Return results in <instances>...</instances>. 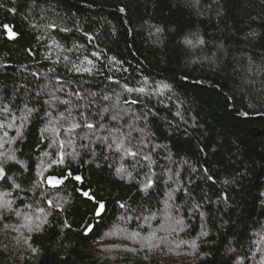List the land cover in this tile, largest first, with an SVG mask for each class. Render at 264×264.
<instances>
[{
    "label": "trees",
    "instance_id": "16d2710c",
    "mask_svg": "<svg viewBox=\"0 0 264 264\" xmlns=\"http://www.w3.org/2000/svg\"><path fill=\"white\" fill-rule=\"evenodd\" d=\"M0 4L4 5L0 7V108L9 104L13 115L18 116L25 104L48 109L45 101L51 99L52 93L70 101L66 105L52 101L54 107L50 110L60 140H73L70 145L65 143L64 151L77 152L79 156L73 159L69 155L65 166L53 167L49 173L59 175L71 170L85 182L80 185L67 181L59 188L48 190V199L62 205L64 211L53 209L48 217L52 227L35 237L34 246L42 249L38 256L24 252L25 258L20 260L19 252L11 249L7 257L0 254V264H259L264 242L258 248L254 241H260V234H264V196H261L264 193V0H201L195 9L190 0H36L35 5L33 0H0ZM40 17L71 31L30 28L31 23L43 22ZM5 25L20 36L9 39ZM156 27L164 31L158 34L159 38L150 37L149 33H155ZM85 33L92 37L91 41ZM193 33L207 43L195 49L182 44L186 36L194 39ZM92 52L99 53V57L92 56ZM73 65L91 71L77 72ZM185 76L187 80L183 79ZM145 77L149 81L147 85H143ZM161 82L171 86V91L162 97L148 99L145 94L124 91V86H144L151 95ZM76 92L80 93L79 97ZM104 96L109 99L104 100ZM137 97V104L124 103ZM161 100L163 103H159ZM145 105L153 111L159 110L161 117L149 125L154 133L152 143L161 146L151 153L156 161L151 171L157 176L165 169L179 172V179L194 197L200 199L206 193L213 201L205 202L210 235L198 241L200 248L196 255L185 245L177 249L175 243L148 253V260L144 259L143 251L137 254L125 251L127 247H139L125 237L143 221L126 224L118 218L125 213L134 217L155 213L157 219L150 221L151 226L146 223L138 230L143 236L158 229L163 221L168 186L159 180L147 194L139 191L136 180L142 181L149 169L139 166L132 169L131 158L122 161L99 138L113 130L110 142L119 135L114 131L116 128L128 131L132 123L142 127L143 121L133 118L147 110ZM105 107L108 112L103 111ZM178 107L187 124L172 115ZM66 108L71 111V117L58 122L59 113L68 115ZM117 112L127 114L113 121L111 115ZM164 117L172 121V127ZM72 120L81 123L88 120L97 127L78 128L70 136L65 129ZM46 123L47 118L40 111L39 117L24 128L23 141L11 145L18 149L17 158L30 166L31 170L24 173L26 188L36 178L37 164L42 159L51 160L57 151L48 148L55 138L51 131L46 134L49 140L37 147ZM60 123L64 128L59 127ZM193 123L198 126L191 127ZM99 124L105 127L100 128ZM132 135L139 139L138 133ZM9 136H15V131L9 130ZM137 139L132 143L136 144ZM82 144L89 147L82 149ZM44 151L52 155L45 157ZM168 156L172 159H167ZM122 163L129 167L135 180L117 177L115 168ZM202 166L218 181L235 178L236 182L227 186L206 184L200 179ZM192 167L197 171L192 172ZM23 171L19 165H13L9 175ZM76 187L91 189L97 199L106 202V213L88 238L82 232L77 234L79 227L96 221L91 216L90 202L79 196ZM171 187L176 185L173 183ZM221 191L229 196L226 203H216ZM175 195L180 199L174 203L183 206V192ZM27 196V201L18 200L15 205L21 211L26 210L25 203L42 200L39 189L28 192ZM118 201L127 207L120 208ZM42 206L48 209L46 203ZM185 213L186 209L181 214ZM64 220L72 224V229H64L62 237L59 224ZM7 222L15 224L16 216L12 214ZM190 223V236L174 234L170 241L195 237L200 222ZM14 235L0 233V241L11 245ZM105 238L109 241L102 245ZM61 241L70 247H62Z\"/></svg>",
    "mask_w": 264,
    "mask_h": 264
},
{
    "label": "snow or ice",
    "instance_id": "6c2138e0",
    "mask_svg": "<svg viewBox=\"0 0 264 264\" xmlns=\"http://www.w3.org/2000/svg\"><path fill=\"white\" fill-rule=\"evenodd\" d=\"M191 6L195 9L201 3V0H190ZM33 4H36V0H33ZM3 4H0V7H3ZM10 12H15V9H8ZM124 11V9H121ZM40 20L43 21L41 23H31L30 28L32 29H51L53 31H71V29L67 27L61 28L55 22H46L44 17H40ZM7 36L9 39L15 40L20 36V33L12 30L9 26H4ZM164 30L160 27H156L155 33L150 32L149 36L157 35L162 33ZM88 37L89 41L92 40V37L85 33ZM193 38L186 36L181 42L186 47L189 48H197L200 46H204L207 42L200 37L199 35L193 33L191 34ZM39 39V37H38ZM55 44V41L53 42ZM59 47V45H56ZM31 51V50H29ZM71 51V49H68ZM92 56L99 57V53L92 52ZM67 59V57H65ZM87 60V57H85ZM91 63V61H88ZM73 69L77 72H90L91 69L84 67L80 68L76 65H73ZM108 79H111L109 77ZM183 79L187 80V76L183 77ZM149 83L148 78L145 77L143 81V85H147ZM62 89H57L56 91H61ZM124 91L138 92L145 94L148 99H151V96H164L166 91H171V86L169 84L161 82L157 87L152 90L151 95H148L147 89L144 86L138 88H128L124 86ZM39 95V94H38ZM75 95L77 97L80 96L79 92H76ZM93 95H95L93 93ZM119 96V94H118ZM104 100H108V96L103 97ZM226 99H231L227 98ZM52 101H56L59 105H66L70 103V101L61 100L59 97L52 93L51 99L45 101L49 105L48 109L43 107L35 108L29 107L27 104L24 105L22 109H19L20 115H13V108L9 104H5L3 108H0V233L10 234L16 233V235L11 236V240L14 241L11 245L8 243H4L0 241V254H3L7 257L10 254L11 249H15L19 252L18 258L23 260L24 252L31 253L32 257L38 256L42 251L41 248L34 246V239L38 234L45 233L49 228L52 227V222L48 219L49 216L53 214V209H59L60 211H64V208L59 203H54L51 199H48V190L56 189L63 186L67 181H74L77 184L83 185L84 179L80 175L74 174L71 170L66 173H61L59 175H53L49 173V170L53 167H62L67 163V157L69 155L72 156L73 159H76L79 156V153H66L64 151L65 143L72 144L73 140L68 139L66 142L60 140V133L56 127V124L53 123L54 113L50 110L54 105ZM139 102V97L132 99L131 101L125 100L124 103L137 104ZM159 103H163V101H159ZM115 107V105H113ZM167 107V105H165ZM146 111L143 112L142 115H135L134 121H143V126H136L135 123L128 125V131H122L120 128L114 129L118 136H115L109 142V136H112L113 130L109 131L108 136L100 137L99 139L104 143L105 148L107 150H111L113 153L118 154L119 158L122 161L128 160L131 158L133 163L131 164V168L135 169L139 166L141 169L147 167L149 171L144 174V179L136 180L137 185L139 186V191L148 193L150 189H152L156 182L159 180H164V183L168 186V191L165 192L166 199L164 200L165 208L163 210V221L160 222V226L158 229L149 232L147 235H141V232L138 229H142L145 227L147 223L149 227L151 226L150 221L157 219L155 213H151L148 216L143 217H134L125 213L119 220H122L124 223H131L133 220L143 221L142 223H137V230L132 231L125 238L132 241L134 244H138L139 247H127L125 248L126 252H130L133 254H137L141 251L145 252L144 259L148 260V253H151L155 249H163L166 248L169 243H175V247L178 249L181 245L187 246L191 250V254L196 255L198 253V249L200 248V244L198 241L207 238L210 235V229L207 227L208 219L207 212L205 210V202L208 204H212L213 201L211 198L205 193L197 199L193 196L192 191L183 184L182 180L179 179L180 173L175 172L172 169H165V171L157 176L156 173L151 171V167L156 161L153 160L151 153H155L156 149L161 147L158 144L152 143V136L154 133L149 127L150 124L154 122L155 119H161L159 117V110L153 111V109L148 108L145 105ZM40 111L44 112V118H47V123L43 128L40 141L37 144L39 148L41 144H43L46 140H49L47 133L50 131L53 133L54 139H51L48 144V148H56L57 151L51 160H41L39 164L36 166L35 176L36 178L32 180V184L30 187L24 186V173L29 172L30 166L23 160L17 158L18 149L12 148L11 145L20 143L24 139V128L27 124L31 123V121L35 118L39 117ZM65 111L68 113L67 116L64 113L58 114V122L60 120L68 121V118L71 117L72 113L67 108ZM104 112H108L109 109L105 107L103 109ZM120 112L111 115V119L113 121H119L124 118V115ZM174 117H178L181 121L187 124V120L185 119L184 114L178 107L177 110L172 113ZM238 115H247V113H238ZM80 116H84L83 112H80ZM163 119L166 120L168 125L172 127V121L167 120L166 117ZM51 125V128L49 127ZM198 125L193 123L191 127L195 128ZM60 128H64V124H59ZM86 128L88 130H95L97 125L85 120L82 123L72 120L68 122V126L65 131L71 136V134L75 133V130L78 128ZM100 128H104V124H99ZM9 130L15 131V136H9ZM136 132L139 134V139L137 137H133L132 133ZM185 133H187V128H185ZM78 135V134H77ZM82 139H86L87 137H81ZM137 139V143L133 144L132 141ZM7 146V147H6ZM82 149L88 148V144L80 145ZM145 149H150V152L144 151ZM201 152L207 156V152H205L204 148L200 149ZM52 155V153L48 151L43 152V156L47 157ZM107 159V156H105ZM167 159L171 160V156H168ZM141 161H146V164H141ZM187 164V161H185ZM13 165H19L20 169H23V172L12 173L9 175V171ZM203 167V166H202ZM192 172H196L197 169L195 167L191 168ZM47 174V175H46ZM115 174L121 180H135L136 177L133 176L132 171L129 170V167L122 163L119 167L115 168ZM140 173L137 172V175ZM167 176V179L164 177ZM155 177V179H154ZM200 179L204 180L206 184L210 182V185L215 184H223L227 186L230 183H235V178L232 180L224 179L218 181L215 175L206 167H203V175ZM175 184L176 187H171V184ZM191 183V181H189ZM37 189L41 190V201H36L35 204L25 203L24 208L25 211H21L19 207H16V203L18 200L27 201L28 192L36 191ZM75 191L79 194V196L85 201L90 202L91 204V216L96 221V223L85 222L82 223L79 227L78 233L82 232L84 238H88L91 233L94 232L98 224L103 219L104 214L106 213V202L103 200H99L96 198L95 193L91 189H85L83 187H76ZM177 192H183L184 194V204L183 206L177 205L174 203L176 199H180V197L176 196ZM15 193V195H14ZM261 196H264V193H261ZM229 200V196L225 194V192L221 191L218 195L216 203L220 201H224L225 203ZM42 203H46L48 205V209H45L42 206ZM118 206L122 209L126 208V203L117 202ZM190 205V206H189ZM27 209H31V211H27ZM186 209L185 214H181ZM12 214H14L17 218V222L15 224H10L7 221L11 220ZM193 220H199L200 222V230L196 233L195 237H191L189 239H180L178 242L170 241V238L175 234L176 237H179L182 233L190 236L189 229L192 228V224L190 223ZM187 221V222H186ZM61 236L64 237V229H72V224L68 220H64L63 223L59 224ZM126 231V229H122ZM159 232L165 233V235H158ZM111 235V233H108ZM260 242H264V234H260V241H254L259 248ZM61 246L64 248L70 247L68 244H63L60 242ZM23 249V251H20ZM202 258V257H201ZM259 264H264V255L259 257Z\"/></svg>",
    "mask_w": 264,
    "mask_h": 264
},
{
    "label": "rangeland",
    "instance_id": "374dc122",
    "mask_svg": "<svg viewBox=\"0 0 264 264\" xmlns=\"http://www.w3.org/2000/svg\"><path fill=\"white\" fill-rule=\"evenodd\" d=\"M109 240H106V238L105 239H102V245L104 244V243H106V242H108ZM101 244V243H100Z\"/></svg>",
    "mask_w": 264,
    "mask_h": 264
}]
</instances>
